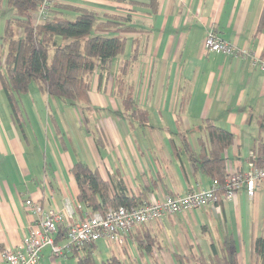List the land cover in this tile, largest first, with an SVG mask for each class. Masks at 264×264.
<instances>
[{
	"label": "crops",
	"instance_id": "1",
	"mask_svg": "<svg viewBox=\"0 0 264 264\" xmlns=\"http://www.w3.org/2000/svg\"><path fill=\"white\" fill-rule=\"evenodd\" d=\"M5 3L0 0L2 35L13 13ZM75 5L132 17L127 26L140 32L117 31L130 50L125 61L114 62L113 72L122 77L121 67L133 58L124 79L139 107L148 111V121L135 123L113 82L100 90L96 73L97 89L90 90L91 104L84 111L34 86L19 96L15 117L0 87V253L19 249L29 234L35 218L25 210L26 200L55 211L71 204L82 219L91 214L78 200L72 173L78 161L106 180L122 178L131 195L146 193L148 201H161L214 187L180 152L184 137L199 152L209 123L234 135L224 153L228 174L264 157L259 152L264 146V0H160L156 15L106 0ZM209 34L246 55L207 52L203 42ZM219 209L191 210L136 229L128 247L101 241L95 257L100 253L122 264H178L177 255L210 257L224 238L233 236L240 264H255L254 244L264 232V182L253 198L243 187ZM139 236L155 240L151 254L139 247ZM67 259L56 260L46 248L39 264H67Z\"/></svg>",
	"mask_w": 264,
	"mask_h": 264
},
{
	"label": "trees",
	"instance_id": "2",
	"mask_svg": "<svg viewBox=\"0 0 264 264\" xmlns=\"http://www.w3.org/2000/svg\"><path fill=\"white\" fill-rule=\"evenodd\" d=\"M106 1L146 8L151 15H156L160 8V0H145L147 3L136 0ZM5 2L13 13L4 25L3 40L0 42V87L15 117L20 114L19 96L29 93L34 86L51 98L67 101L71 106H81L84 111L91 104L89 78L96 73L100 90H104L113 79V91L120 98L123 108L131 112L135 123L148 121V111L139 107L133 97V87L124 79L131 70L133 58L121 67L122 77L112 78L113 64L118 57L126 54L128 39L120 34H111L114 31L125 34L140 32L127 26L132 22L130 15H101L90 8L60 2L54 5L47 21L36 23L34 15L40 9L41 0ZM58 38L60 43H57ZM101 140L96 138L99 146ZM199 142V152H194L184 137L185 146L180 152H185L195 171L214 183L218 205L222 204L226 199L225 185L229 177L224 153L233 145L234 135L209 123L204 138H200ZM259 152L264 155L263 145L259 146ZM256 162L263 167L264 157L259 156ZM72 173L79 189L78 200L91 214H105L109 209L138 207L148 202L146 193L138 197L131 195L122 178L113 176L106 180L98 170H92L83 161L74 164ZM68 236L67 227L62 226L56 243L65 245ZM154 241L150 236L137 237L139 247L148 254L152 253ZM95 247L96 244L69 246L66 256L71 253L77 264H122L116 258L99 263ZM254 258L255 264H264V232L255 241ZM176 260L178 264H240L238 245L233 236L224 238L210 257L177 255Z\"/></svg>",
	"mask_w": 264,
	"mask_h": 264
},
{
	"label": "built area",
	"instance_id": "3",
	"mask_svg": "<svg viewBox=\"0 0 264 264\" xmlns=\"http://www.w3.org/2000/svg\"><path fill=\"white\" fill-rule=\"evenodd\" d=\"M41 1L40 9L34 15L36 23L47 21L54 5L63 0ZM203 47L209 53L224 56L246 55V52L239 53L235 46L214 34H209L205 38ZM255 63L258 61L255 60ZM228 175L225 185L226 199H234L243 187L248 196L253 198L259 184L264 182V166H258L253 160L248 163L247 170L234 171ZM24 205L25 210L35 219L19 249L1 251V264H39L46 248H50L54 258H59L66 256L69 246L81 247L106 241L119 248L128 247L129 240L133 241L131 238L133 232L139 227L150 225L168 216L208 206H214L220 212L215 187L192 191L184 197L166 196L161 201H148L138 207L109 209L105 214L94 213L84 219L77 217L71 204H67L63 211L45 210L32 199L26 200ZM62 226L67 227L69 235L68 243L65 245L56 243Z\"/></svg>",
	"mask_w": 264,
	"mask_h": 264
},
{
	"label": "rangeland",
	"instance_id": "4",
	"mask_svg": "<svg viewBox=\"0 0 264 264\" xmlns=\"http://www.w3.org/2000/svg\"><path fill=\"white\" fill-rule=\"evenodd\" d=\"M61 3H72V4H77L78 3V0H63V1H61ZM2 20V16H0V21ZM116 35H119V32H117V31H114L112 34H111V36H116ZM2 40H3V35L2 34H0V42H2ZM61 42V40L58 38L57 39V43H60ZM129 50H130V48L128 47V49H127V51H126V54L125 55H123V56H120V57H118L116 60H115V62H118V60H121V61H125L126 60V58H127V55H129ZM52 52H53V50H52ZM1 52H0V56H1ZM112 73H113V75L112 76H114L115 77V73L113 72V69H112ZM120 76V75H119ZM111 82H113L112 81V79L109 81V83L108 84H110ZM89 83H90V90L92 89L93 91H95L97 88H96V83H95V80H94V77H93V75L89 78ZM114 83V82H113ZM106 86H107V84H106ZM107 90H109V88H107ZM57 100H60V99H57ZM56 100V101H57ZM62 101V100H61ZM62 102H67V101H62ZM70 140H73L71 137H70ZM211 228V227H210ZM210 231H211V229H210ZM65 257V259H67L66 258V256H64ZM64 257H59V258H56L55 257V259L57 260V259H60V260H64ZM109 257H107V255L104 257V258H101V256H100V253H97V260H98V262L99 263H101L102 261H104V260H107ZM68 260V263L67 264H77V260L75 259V258H71V259H67ZM72 262V263H71Z\"/></svg>",
	"mask_w": 264,
	"mask_h": 264
}]
</instances>
